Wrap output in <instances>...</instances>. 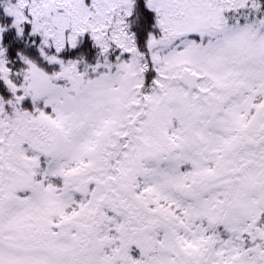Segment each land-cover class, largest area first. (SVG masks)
<instances>
[{"label":"snow or ice","instance_id":"snow-or-ice-1","mask_svg":"<svg viewBox=\"0 0 264 264\" xmlns=\"http://www.w3.org/2000/svg\"><path fill=\"white\" fill-rule=\"evenodd\" d=\"M3 3L0 264H264V0Z\"/></svg>","mask_w":264,"mask_h":264},{"label":"trees","instance_id":"trees-1","mask_svg":"<svg viewBox=\"0 0 264 264\" xmlns=\"http://www.w3.org/2000/svg\"><path fill=\"white\" fill-rule=\"evenodd\" d=\"M145 11L147 10L145 9ZM11 19L12 18L7 16L4 11L3 0H0V22L10 23ZM7 40L10 49H12L15 45H22L26 42L25 40H22L21 38L16 36L14 29H11L7 34Z\"/></svg>","mask_w":264,"mask_h":264}]
</instances>
